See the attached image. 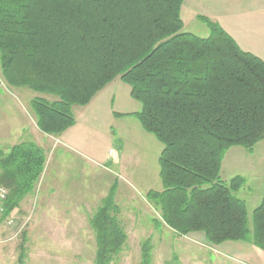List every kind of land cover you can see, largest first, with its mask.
Segmentation results:
<instances>
[{
    "label": "trees",
    "instance_id": "1",
    "mask_svg": "<svg viewBox=\"0 0 264 264\" xmlns=\"http://www.w3.org/2000/svg\"><path fill=\"white\" fill-rule=\"evenodd\" d=\"M183 2L0 0L1 67L9 83L51 96L31 103L38 127L52 135L75 124V105L121 78L141 103L135 116L163 144V189L149 195L164 222L182 236L203 232L212 244L245 241L264 251V195L250 228L246 202L235 194L245 178L220 176L228 149L251 150L264 139V60L208 16L198 15L208 36L185 31ZM44 164L34 142L0 148V184L9 189L0 221L35 188ZM115 191L89 220L94 264H116L128 239ZM19 248L25 264V243ZM151 258L147 238L141 264Z\"/></svg>",
    "mask_w": 264,
    "mask_h": 264
},
{
    "label": "rangeland",
    "instance_id": "2",
    "mask_svg": "<svg viewBox=\"0 0 264 264\" xmlns=\"http://www.w3.org/2000/svg\"><path fill=\"white\" fill-rule=\"evenodd\" d=\"M181 14L183 29L199 36H208L210 28L198 15L247 34L253 21L260 22L255 17L264 14V0H184ZM36 95L51 97L9 83L0 53L1 149L33 140L28 125L36 121L31 103ZM121 108L131 111L135 105L124 101ZM83 109L73 107L77 114ZM114 119L111 132L82 129L79 143L41 139L45 157L42 175L20 206L0 221V264H18L21 242L27 250L25 264H94L96 238L89 220L114 185L117 215L128 234L116 264H141V247L147 238L152 243L151 264H264V251L256 250L260 260H254L251 243L230 240L212 244L203 232L182 236L170 228L149 195L150 190L163 189L159 163L163 144L135 115ZM237 175L243 176L245 183L235 194L245 200L252 228L253 211L264 195V139L251 150L243 146L228 149L220 176L229 182ZM56 183L70 186V202L65 203L61 193L52 196L49 190ZM246 251L249 255L243 256Z\"/></svg>",
    "mask_w": 264,
    "mask_h": 264
},
{
    "label": "crops",
    "instance_id": "3",
    "mask_svg": "<svg viewBox=\"0 0 264 264\" xmlns=\"http://www.w3.org/2000/svg\"><path fill=\"white\" fill-rule=\"evenodd\" d=\"M255 18L259 19L260 22L257 23L253 21V29L250 30L247 34L237 33L233 29H230L224 25H222V27L235 38V40L244 50L250 51L264 60V14ZM124 101H126L128 104H131L132 106L135 105V108H133L131 111H121L123 110V108L121 107L124 106ZM117 104H119V106L116 108L115 105ZM140 105L141 103L132 97L130 85L125 83L121 78L118 77L108 83L100 92H98L90 103L84 105V108L86 109L81 110L79 114L74 112L76 117L75 124L65 130L63 133H61L60 135L45 133L38 127L37 121H33V123L28 125V131L30 136L33 137V140L23 141L34 142L41 147H43L44 145V142L43 144L41 142V139L43 138H48V141L55 139L56 142H64L65 139L66 141H69L71 143H79L81 142V135H79V133H81L80 131L82 129L89 127L90 129L99 132H111L112 122L115 120L114 118H116V116H120L122 114L135 115L134 113L141 109ZM22 129L23 131H26L25 127H23ZM49 191L54 197H58L59 193H61L64 202H70L71 196L69 194V191H71V189L68 184H53ZM251 248L252 250H254L253 255H256L254 260L259 261L260 258L257 257L256 250L261 249L256 246H253ZM242 254L243 256L249 255L248 251H246V253L242 252Z\"/></svg>",
    "mask_w": 264,
    "mask_h": 264
},
{
    "label": "built area",
    "instance_id": "4",
    "mask_svg": "<svg viewBox=\"0 0 264 264\" xmlns=\"http://www.w3.org/2000/svg\"><path fill=\"white\" fill-rule=\"evenodd\" d=\"M8 194L9 189L6 186L0 184V217L5 211V202L7 200Z\"/></svg>",
    "mask_w": 264,
    "mask_h": 264
}]
</instances>
